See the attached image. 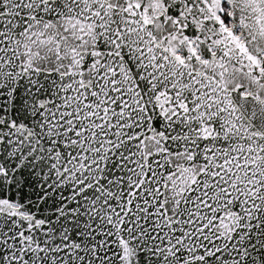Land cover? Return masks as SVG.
<instances>
[{
    "label": "snow or ice",
    "instance_id": "obj_1",
    "mask_svg": "<svg viewBox=\"0 0 264 264\" xmlns=\"http://www.w3.org/2000/svg\"><path fill=\"white\" fill-rule=\"evenodd\" d=\"M0 264H264V0H0Z\"/></svg>",
    "mask_w": 264,
    "mask_h": 264
}]
</instances>
